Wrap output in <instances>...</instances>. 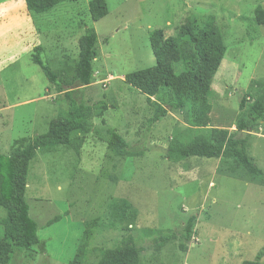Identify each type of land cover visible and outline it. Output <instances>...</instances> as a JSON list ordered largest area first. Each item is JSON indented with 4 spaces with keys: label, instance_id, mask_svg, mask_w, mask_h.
I'll return each instance as SVG.
<instances>
[{
    "label": "rangeland",
    "instance_id": "rangeland-1",
    "mask_svg": "<svg viewBox=\"0 0 264 264\" xmlns=\"http://www.w3.org/2000/svg\"><path fill=\"white\" fill-rule=\"evenodd\" d=\"M89 1L65 2L38 15L27 11L24 0H0V153L10 154L46 133L50 121L67 112L69 100L33 57L39 55L54 71L72 67L87 25L99 35L94 82L74 97L90 106L104 101L108 109L102 117L94 111L95 127L101 135L115 129L144 156L118 158L95 133L87 135L79 157L64 148L38 153L26 200L40 242L15 252L10 264H71L88 229L83 264H98L104 251L128 235L143 250L140 264L255 260L264 247V180L251 178L230 159L170 162L166 145L188 130L184 112H170L148 130L146 96L124 77L156 65L151 31L163 30L167 38L187 18L203 23L215 17L227 51L212 82L210 127L235 133L242 96L256 98L264 85V26L254 19L264 0H105L109 13L98 22L91 20ZM249 135L247 154L264 172V123ZM120 200L131 204L133 218L114 216L112 206ZM5 215L0 208V220ZM192 216L196 236L187 252L181 251V240L158 247L160 235L179 233ZM56 217L60 220L48 225Z\"/></svg>",
    "mask_w": 264,
    "mask_h": 264
},
{
    "label": "trees",
    "instance_id": "trees-1",
    "mask_svg": "<svg viewBox=\"0 0 264 264\" xmlns=\"http://www.w3.org/2000/svg\"><path fill=\"white\" fill-rule=\"evenodd\" d=\"M78 1L81 0H24V3L29 13L39 15L49 13L62 3ZM108 13L105 0L89 1V15L93 22L102 20ZM254 19L258 25L264 26V9L261 6L254 10ZM98 42L95 28L85 25V33L78 42V58L72 67L54 71L43 63L39 55L33 57V62L41 67L50 84L58 93H64L70 104L65 114L50 121L46 133L34 136L10 154L0 153V208L6 213L0 220V264H10L15 252L29 251L40 242L38 224L30 216L26 200L30 166L38 153H52L64 148L79 157L87 135L95 133L106 142L108 151L118 158L144 156V150L132 148L115 129L107 128L101 135V130L95 127L92 122L94 111L98 110L97 116L102 117L108 109L104 101L90 106L74 97L78 90L94 82ZM149 43L156 65L125 75L124 82L146 96L151 109L148 130L170 112H184L188 130L171 138L166 145V158L172 163L192 158L230 159L251 178L263 181L264 172L248 156L246 147L249 134L264 123V85L256 98L249 94L242 96L235 133L210 127L212 82L227 51L223 30L216 18L209 16L203 23L187 18L177 33L167 38L163 30L151 31ZM36 50L42 51L41 48ZM191 130H194L192 137L187 135ZM236 133H244L247 137L238 138ZM184 166L188 170V166ZM112 207L116 218L129 219L135 215L126 200H120ZM195 219L194 216L188 218L179 233L160 235L156 242L158 247L181 240L180 249L187 252L189 243L196 236ZM59 220L60 217H56L48 225ZM90 236L88 229L71 264H83ZM142 251L135 237L128 235L115 248L104 251L98 264H140ZM263 258L264 247L255 260L242 264H264Z\"/></svg>",
    "mask_w": 264,
    "mask_h": 264
},
{
    "label": "crops",
    "instance_id": "crops-1",
    "mask_svg": "<svg viewBox=\"0 0 264 264\" xmlns=\"http://www.w3.org/2000/svg\"><path fill=\"white\" fill-rule=\"evenodd\" d=\"M95 28V27H94ZM96 30V29H95ZM97 32V31H96ZM25 102H27V101H25ZM29 102V101H28Z\"/></svg>",
    "mask_w": 264,
    "mask_h": 264
}]
</instances>
